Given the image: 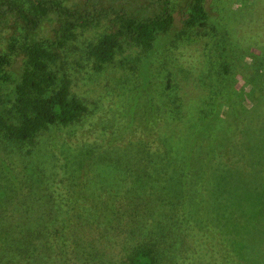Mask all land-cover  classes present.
Returning <instances> with one entry per match:
<instances>
[{
    "label": "rangeland",
    "instance_id": "rangeland-1",
    "mask_svg": "<svg viewBox=\"0 0 264 264\" xmlns=\"http://www.w3.org/2000/svg\"><path fill=\"white\" fill-rule=\"evenodd\" d=\"M9 1L26 7L33 0ZM61 1L88 9L124 7L139 15L157 10L156 0ZM204 5L226 31L228 89L214 94L217 90L212 80L220 73L222 63L218 57L220 38L210 29L197 31L183 24L185 0H171L172 24L155 33L147 51L120 40L113 58L97 71L92 69L85 49L88 41L107 30V18L90 29L77 31L61 49L60 62L51 67L69 79V92L86 109L70 124L39 130L31 142L17 144L0 139L2 212L40 204L42 192L50 187L73 195L84 176L76 165L81 153L89 154L85 166L104 158L127 170L140 149L166 164L184 162L185 151L192 147L191 164L199 169L209 147L211 154L221 150L229 163L211 170L208 181L212 182L210 193L215 197L216 211L224 210L232 219L225 232L212 237L211 243L204 239L200 246L183 244L178 264H264V0H204ZM12 17L0 19V53L6 51L9 34L21 36L20 26ZM54 26L52 20H44L28 34L29 40L50 37ZM203 55L209 61L201 71ZM8 58L3 70L14 78L21 69V59L12 53ZM247 82L253 91L245 97L240 90ZM10 87L8 83L4 91ZM207 96L206 104L202 100ZM167 104L173 111L166 121ZM255 108L257 113L252 112ZM187 130L190 138L185 140ZM244 134L245 139L240 136ZM167 135L173 139L169 143L178 147L167 144ZM224 143L229 146L226 152L221 148ZM213 156L209 159L211 167L216 165ZM146 161L144 157L139 159ZM247 164H251V170ZM210 214L213 220L214 208ZM66 219L63 214L59 221L66 223ZM237 221L240 224L234 227Z\"/></svg>",
    "mask_w": 264,
    "mask_h": 264
},
{
    "label": "trees",
    "instance_id": "trees-1",
    "mask_svg": "<svg viewBox=\"0 0 264 264\" xmlns=\"http://www.w3.org/2000/svg\"><path fill=\"white\" fill-rule=\"evenodd\" d=\"M170 2L156 0V12L139 15L124 7L78 8L61 0H33L26 7L1 1L0 19L13 16L21 36L9 34L7 52L0 53V139L17 144L31 142L39 130L70 124L85 111L82 101L69 92V79L51 67L60 62L61 49L77 31L90 29L107 18V30L88 41L85 49L92 69L97 71L113 58L120 40L147 51L155 33L172 24ZM185 6L182 22L186 27L210 29L220 38L218 57L222 63L220 73L212 80L217 95L230 85L226 31L207 10L204 0H185ZM46 19L55 24L51 36L30 41L28 34ZM8 53L21 59V69L14 78L3 70L9 62ZM208 61L203 55L200 67L197 65L201 71ZM8 83L11 87L4 91ZM251 91L253 86L247 82L240 93L246 97ZM207 101L208 96L202 100L206 104ZM255 110L252 112L257 113ZM172 111L167 104L166 121ZM186 133L185 140L190 132ZM169 136L165 137L167 144L178 147L169 143L173 141ZM240 136L245 139V134ZM228 147L225 143L221 146L224 152ZM140 150L127 170L104 158L91 163L87 160L85 166L84 159L89 154L81 153L76 165L84 176L73 195L43 187L40 204L25 205L24 209L15 206L8 214L0 209V264H178L183 244L200 246L201 240L211 243L212 237L221 236L232 217L224 210L216 211L208 177L211 170L229 165L225 154L219 150L213 156L208 147L201 167L195 169L191 164L192 147L185 151L184 162L165 161L166 164ZM212 156L216 165L211 167ZM140 157L147 161L139 162ZM241 158L256 164L248 157ZM247 165L250 169L251 164ZM207 199L209 203L205 204ZM63 214L66 223L59 221ZM239 224L237 221L234 227Z\"/></svg>",
    "mask_w": 264,
    "mask_h": 264
}]
</instances>
